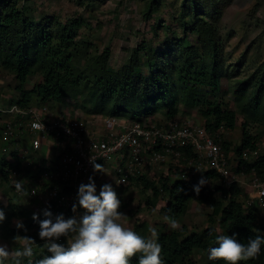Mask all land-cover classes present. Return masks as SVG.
Returning <instances> with one entry per match:
<instances>
[{
    "label": "trees",
    "instance_id": "16d2710c",
    "mask_svg": "<svg viewBox=\"0 0 264 264\" xmlns=\"http://www.w3.org/2000/svg\"><path fill=\"white\" fill-rule=\"evenodd\" d=\"M156 1L149 0L146 4L148 13L157 11ZM215 11L213 0H184L182 10L175 18L184 33L181 37L168 36L161 50L142 43L132 50L122 68L113 70L109 65L108 47L100 53H93L88 43L76 39V31L81 26L79 20L61 22L48 16L36 20L28 14V8L18 6L17 0H0V67L3 72L14 75L18 83L19 96L13 104L30 106L33 96L38 105L81 99L82 109L90 115L108 112L114 117L140 120L163 109L171 120L178 113L177 103L180 102L185 108L197 107L200 110L205 123L203 127L210 133L221 127L232 130L240 114L245 121L242 124V142L238 148L234 147L238 157L235 173L264 180V153L252 159L244 157V153L250 156L258 152L256 137L250 135V125H259L264 130V60L249 76L232 79L234 110L224 102L207 99V93L215 96L220 92L222 77L228 76L216 29L204 17L207 12ZM163 25L159 23V27ZM189 35L195 36L194 42L189 41ZM143 66L148 68L147 75L141 73ZM30 77H36L38 81L28 90L25 84ZM219 143L228 155L230 143L222 137ZM186 154L191 155L190 152ZM12 156L16 163L20 162L18 155ZM9 167L6 159L2 158L0 183L4 187H10ZM27 173L31 174V171ZM172 173L171 166L156 183L145 177L139 179L142 191L151 192L145 200L148 208L167 198L162 212L164 219L166 216L169 219L162 224L173 220L177 223L187 213L191 202L207 206L209 213L206 215L207 226L201 232H189L183 225L173 229L162 224L151 226L145 221L135 222L133 231L141 236L148 237L153 227L158 230L165 264H197L195 252L204 254L205 264H225L222 260L209 261L207 258V249L218 246L215 244L218 235L236 233L237 239L245 244L249 238L264 236V228L257 226L259 213L255 207L244 206L240 199L242 188L238 183H233L228 189L205 184L197 195L194 186L199 182L183 181ZM215 176L212 172L204 174L209 179ZM13 196L6 202L0 201V208L6 213V220L0 225V240L13 244L12 238L19 233L34 237L42 244L38 236L39 224L33 221V213L42 220L44 210L54 213L57 209L51 203L44 209L18 204ZM126 207L122 202L120 211ZM58 211L65 218L74 215L72 210L58 208ZM16 220L23 222L28 230L26 233L15 227ZM59 242L66 243L63 239ZM17 247L15 245L12 249ZM34 252L32 264L50 255L43 247L34 248ZM138 256L131 258L130 264H138ZM7 264L14 262L8 261ZM21 264H28V260L21 261ZM239 264H264V246L259 258Z\"/></svg>",
    "mask_w": 264,
    "mask_h": 264
},
{
    "label": "rangeland",
    "instance_id": "374dc122",
    "mask_svg": "<svg viewBox=\"0 0 264 264\" xmlns=\"http://www.w3.org/2000/svg\"><path fill=\"white\" fill-rule=\"evenodd\" d=\"M184 0H157V11L148 13L146 4L149 0H17L19 7L28 8V14L34 19L39 20L42 17H55L61 22L68 20H79L81 26L76 31V39L88 43L93 53L102 52L106 47L110 50L109 65L113 70H119L129 59V56L135 48L142 43H146L148 47L161 50L163 45L167 43L169 37H181L184 33L177 26L175 18L183 7ZM203 2V0H202ZM212 2V1H211ZM216 11L204 14V17L212 23L217 32L221 56L223 57L224 66L227 67L228 76H223L221 81L220 92L215 96L206 94L207 99H216L224 102L225 106L234 110V94L231 90L234 80L243 79L252 74L258 64L264 60V0H213ZM209 9V7L207 8ZM160 24H164L159 27ZM168 28H167V27ZM169 36V37H168ZM195 36L189 35V41L194 42ZM143 57V55H142ZM141 73L148 74L147 66L141 68ZM38 79L30 77L25 84V89H32ZM18 83L15 76L7 72H3L0 67V124L5 116H2L1 110L8 109L17 100L19 93L17 91ZM35 96L31 97V106H45L52 112L65 113L71 117H78L87 124H93L98 129L103 118L112 117L110 113L92 114L90 115L82 109V100L65 99L62 102H45L38 105ZM39 107V108H40ZM81 108V109H80ZM85 108V107H84ZM178 113L173 117L175 120L189 119L195 124L204 126V119L200 116V110L195 108H185L180 102L177 103ZM166 110L160 109L151 116H145L142 120L153 122L154 120L164 122L169 119L165 113ZM125 121L128 119L124 116H118ZM245 120L240 114L236 117V122L232 130L224 128L218 129L223 140L230 143L229 158L231 161V169L235 180L242 188L241 201L244 206L250 205L256 208L259 213L258 228H264V217L262 216V208L258 206L256 193L250 187L251 175L236 174L237 154L234 147L238 148L243 139L242 124ZM1 126V125H0ZM250 135L256 137L258 153H264V130L259 125H250ZM54 156L55 152L47 151V146L42 147V155ZM5 156L0 155V160ZM249 159H252L251 157ZM36 160L33 167L30 168L33 174L37 170H41ZM51 164L47 162L44 166ZM171 166H167V169ZM49 168V167H46ZM52 169V166H50ZM166 168V167H165ZM164 173V172H163ZM158 170H149L145 177L149 181L157 182L158 178L163 175ZM107 175H110L107 173ZM41 182H37L42 192L44 188L42 184H51L53 181L46 178L44 172L40 173ZM172 179L171 181H173ZM112 184L118 196L122 199L127 207L122 211L127 214V220L123 223L133 230L135 222L145 221L151 226L162 224L165 222L162 207L168 200H160L155 207L148 208L145 204L146 196L151 194L150 191L144 193L142 185L138 179L133 180L128 186H117L114 178L105 176L101 178L99 188L103 184ZM210 185L218 184L212 182ZM10 186V185H9ZM45 194V193H44ZM14 194L10 188L4 187L0 183L1 202H6L8 197ZM18 204L29 205L38 209H42L45 200L37 195L34 198L18 195L14 197ZM209 208L204 205L191 202L187 213L181 217L177 224L186 226L189 232H201L206 226V215ZM83 209H78L75 215H82ZM166 227L171 222H166ZM158 226V225H157ZM67 242L64 238H62ZM8 243L11 248L17 244L2 240ZM19 246V245H18ZM198 251V250H197ZM195 260L197 264H205V257L202 252H195Z\"/></svg>",
    "mask_w": 264,
    "mask_h": 264
},
{
    "label": "built area",
    "instance_id": "2783aa9c",
    "mask_svg": "<svg viewBox=\"0 0 264 264\" xmlns=\"http://www.w3.org/2000/svg\"><path fill=\"white\" fill-rule=\"evenodd\" d=\"M39 107L13 104L1 110V115L6 118L0 124V155L5 156L10 165L9 188L14 196L22 195L14 187L15 181L21 180L30 198L37 195L47 199L43 209L49 203L55 206L54 215L60 214L58 208L72 210L79 185L88 183L90 176L94 178L97 190L105 176L125 187L147 175L149 170L163 173L167 166H172L173 176L183 181L199 182L206 172H212L216 176L205 178L208 185L216 182L228 189L236 182L229 156L219 143L221 135L208 132L192 120L125 121L112 116L103 118L99 124L102 128L98 129L78 117ZM43 146H47L49 152L54 151V156L50 153L42 155ZM13 154L18 155L19 163L14 161ZM258 154L257 151L250 156L244 153V157L256 158ZM90 157L103 164L110 175L94 173ZM36 160L42 168L33 174L30 168ZM47 162L51 163L46 166L49 168L44 166ZM41 172L53 181L42 184L45 194L37 183L41 182ZM249 187L256 193L258 206L264 210V180L252 176ZM33 192L35 195H31ZM261 213L264 217V211Z\"/></svg>",
    "mask_w": 264,
    "mask_h": 264
},
{
    "label": "clouds",
    "instance_id": "9594fccd",
    "mask_svg": "<svg viewBox=\"0 0 264 264\" xmlns=\"http://www.w3.org/2000/svg\"><path fill=\"white\" fill-rule=\"evenodd\" d=\"M89 162L94 173L107 175L104 165L96 163V158L90 157ZM207 182L202 177L198 185L194 186L197 195ZM14 187L18 193L29 197L21 180H16ZM121 207L122 202L112 184H103L97 193L95 180L90 176L88 183L79 185L76 202L72 205V212L76 214L78 209H83L82 215L65 218L63 213L54 215L51 211L44 210V219L41 220L37 213H33V221L39 224L38 236L42 244L34 237L19 233L12 238V242L19 245L15 250L0 240V264H7L8 261L21 264L25 259L28 264H32L34 248L40 247L50 255L36 260L35 264H130L131 258L137 254L138 264H165L163 247L158 242V230L151 228L148 237L139 235L123 223L127 220V214L120 211ZM165 219L168 220L169 217L166 216ZM5 220L6 213L0 208V225ZM170 226L173 229L179 227L175 220ZM15 227L23 229L25 233L28 231L20 220L15 221ZM237 235H218L215 238L218 246L207 249L208 260L239 264L241 261L259 258L264 246V236L249 238L245 244L237 239ZM62 238L67 242L60 243Z\"/></svg>",
    "mask_w": 264,
    "mask_h": 264
}]
</instances>
